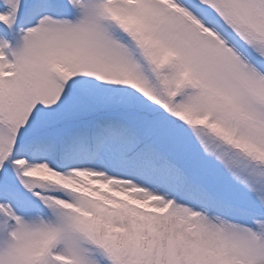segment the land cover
<instances>
[{"label":"snow or ice","instance_id":"6c2138e0","mask_svg":"<svg viewBox=\"0 0 264 264\" xmlns=\"http://www.w3.org/2000/svg\"><path fill=\"white\" fill-rule=\"evenodd\" d=\"M0 264H264V0H0Z\"/></svg>","mask_w":264,"mask_h":264}]
</instances>
